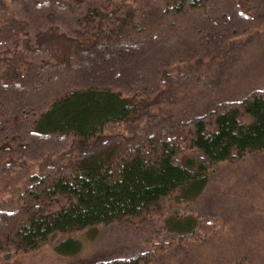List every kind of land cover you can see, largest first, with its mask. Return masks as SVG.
<instances>
[{
    "label": "trees",
    "instance_id": "1",
    "mask_svg": "<svg viewBox=\"0 0 264 264\" xmlns=\"http://www.w3.org/2000/svg\"><path fill=\"white\" fill-rule=\"evenodd\" d=\"M263 28L264 0H0V187L13 193L0 206V255L161 220L141 249L89 264H163L173 244L222 228L225 216L196 201L212 167L264 150V85L231 99L216 74L184 86L234 51H245L236 83L257 80L240 69ZM62 75L86 82L42 92Z\"/></svg>",
    "mask_w": 264,
    "mask_h": 264
},
{
    "label": "rangeland",
    "instance_id": "2",
    "mask_svg": "<svg viewBox=\"0 0 264 264\" xmlns=\"http://www.w3.org/2000/svg\"><path fill=\"white\" fill-rule=\"evenodd\" d=\"M254 34L255 32L243 44L248 53L244 62H247L248 66L246 67L247 63H245V67L243 65L240 70H242L241 75L245 71L249 74L253 71L257 74V80L248 77L245 83H236L239 69L237 62H240L238 59L240 55L242 58L245 51H242L239 56L236 55L239 51H234L233 54L225 57L222 65L217 63L213 64L215 67L212 64L198 65L195 68L198 71L195 69L194 71L201 79L191 83L184 81L187 84V87H184L194 92V89L202 84L206 74L210 76L216 74L217 78H210V80L217 79V84L222 86V91L225 93L222 97L231 99L240 97L255 86L264 85V28ZM236 48L241 49L238 46ZM152 58L146 61L149 62ZM107 61L108 58L102 62L103 66L107 65ZM232 65L234 67L227 69ZM44 72L51 78L55 77L51 69H46ZM62 76L65 78H54L51 81V83L54 81L52 86H47L42 92L57 94L71 82L76 81L73 80L74 77L68 80L65 75ZM79 76L81 78V75ZM85 79H81V82L76 81L77 85L86 82ZM41 141L45 144L42 145V149L46 148L45 146L50 142L49 140L46 141L47 143L45 140ZM39 169L38 163L29 165L22 176L13 179L15 188L21 190L27 176L39 172ZM11 190L12 188L0 187V206L4 204L2 202L11 199L13 196ZM196 202L197 206L203 207L204 211L223 214L225 216L223 227L203 242L173 244L162 257L163 264H264V150L241 159L224 161L212 167L202 195ZM214 207L217 208L214 210ZM160 221L156 220L155 225H153L154 221L149 222L150 225L115 221L88 227L72 234L58 233L37 250L11 252L9 257L3 253L0 255V264H89L99 258L126 255L137 250L140 244L149 238H154V232L149 227L157 228ZM69 238L79 242L80 246L74 253H64L56 247L59 244L62 250L65 249Z\"/></svg>",
    "mask_w": 264,
    "mask_h": 264
}]
</instances>
